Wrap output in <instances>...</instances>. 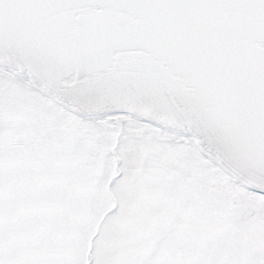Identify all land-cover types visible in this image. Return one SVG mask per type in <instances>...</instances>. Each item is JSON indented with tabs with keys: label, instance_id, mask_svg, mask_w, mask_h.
Returning a JSON list of instances; mask_svg holds the SVG:
<instances>
[{
	"label": "snow or ice",
	"instance_id": "snow-or-ice-1",
	"mask_svg": "<svg viewBox=\"0 0 264 264\" xmlns=\"http://www.w3.org/2000/svg\"><path fill=\"white\" fill-rule=\"evenodd\" d=\"M0 264H264V0H0Z\"/></svg>",
	"mask_w": 264,
	"mask_h": 264
}]
</instances>
